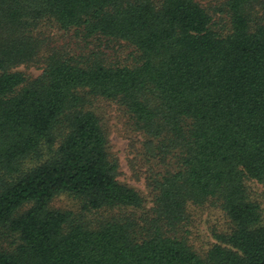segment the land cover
Masks as SVG:
<instances>
[{
    "label": "trees",
    "instance_id": "obj_1",
    "mask_svg": "<svg viewBox=\"0 0 264 264\" xmlns=\"http://www.w3.org/2000/svg\"><path fill=\"white\" fill-rule=\"evenodd\" d=\"M43 30L132 53H68ZM90 98L142 136L150 200L117 180ZM247 182L264 185V0H0V264H264ZM62 195L81 212L52 209ZM191 205L230 221L203 254L179 235Z\"/></svg>",
    "mask_w": 264,
    "mask_h": 264
},
{
    "label": "rangeland",
    "instance_id": "obj_2",
    "mask_svg": "<svg viewBox=\"0 0 264 264\" xmlns=\"http://www.w3.org/2000/svg\"><path fill=\"white\" fill-rule=\"evenodd\" d=\"M222 26H226L225 17H221ZM221 27V26H220ZM220 29H223L222 27ZM54 45L63 47L68 53H85L86 55L103 58L105 61L122 64L129 60L131 49L127 46L110 43L104 39L94 38L84 41L73 32L64 34L57 30H43ZM15 71L26 74L29 78H37L42 73L41 66L21 65ZM90 109L99 117L104 132L108 137L111 152L118 163L117 180L136 189L144 198L150 200L146 187V177L151 168H157L153 162H147L143 155L142 136L134 129L129 115L117 104L100 99L90 98ZM247 188L252 199L260 205L262 221L264 222V185L247 182ZM51 208L63 211L81 212L80 203L73 197L62 195L57 197ZM230 228V221L220 208L205 205L203 207H188L185 220L179 227V235L184 238L199 254L206 252L213 244L218 243L217 236L225 234Z\"/></svg>",
    "mask_w": 264,
    "mask_h": 264
}]
</instances>
